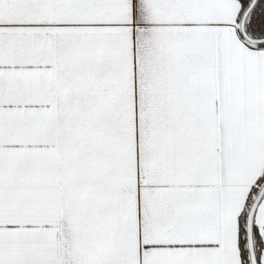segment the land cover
I'll use <instances>...</instances> for the list:
<instances>
[{"label": "snow or ice", "instance_id": "6c2138e0", "mask_svg": "<svg viewBox=\"0 0 264 264\" xmlns=\"http://www.w3.org/2000/svg\"><path fill=\"white\" fill-rule=\"evenodd\" d=\"M0 264H264V0H0Z\"/></svg>", "mask_w": 264, "mask_h": 264}]
</instances>
